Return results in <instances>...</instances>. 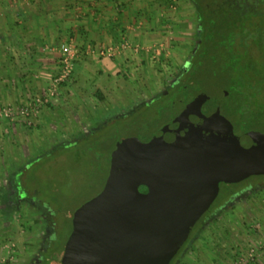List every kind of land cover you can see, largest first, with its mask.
Returning a JSON list of instances; mask_svg holds the SVG:
<instances>
[{
	"label": "rangeland",
	"instance_id": "374dc122",
	"mask_svg": "<svg viewBox=\"0 0 264 264\" xmlns=\"http://www.w3.org/2000/svg\"><path fill=\"white\" fill-rule=\"evenodd\" d=\"M137 2L142 19L151 15L152 21L158 20V25L144 26L146 31L154 28V37L144 46L132 47L126 40L124 47H129L134 57L124 60L127 68L120 71L121 75L113 74L105 80L104 84L111 85L100 93L101 99L94 84L86 81V95L81 97L91 113L75 122L69 116H57L44 131L34 134L41 125L37 120L42 110L56 97L61 98L59 88L69 84L79 71L72 43L68 44L75 50L70 76L53 95L47 97L55 76L46 92L38 96L47 101L29 117L2 113L0 123L15 124L27 134H12L9 149L5 147L0 155V264H38L42 251L40 264H60L58 258L72 219L79 207L103 188L109 151L122 138L144 136L181 110L180 106L170 110L171 97L153 98L163 94L186 68L197 43L195 10L189 0H125L122 7L132 8ZM198 89L197 94L189 96L192 112L208 106L210 99L220 103L222 93L228 91L213 77ZM33 99L14 106L0 105V110L27 108ZM135 106L134 111L123 115ZM5 135L1 134L2 139ZM17 174L23 180L22 189L14 179ZM257 178L234 184L235 195L216 211L222 195L213 202L207 218L202 217L193 228L189 243L177 253L173 264H264V183H257ZM223 191L221 187V194Z\"/></svg>",
	"mask_w": 264,
	"mask_h": 264
},
{
	"label": "water",
	"instance_id": "95a60500",
	"mask_svg": "<svg viewBox=\"0 0 264 264\" xmlns=\"http://www.w3.org/2000/svg\"><path fill=\"white\" fill-rule=\"evenodd\" d=\"M252 176H264L263 133L236 135L221 115L201 108L193 122L184 110L148 142L116 144L102 190L71 221L60 263L170 264L219 184Z\"/></svg>",
	"mask_w": 264,
	"mask_h": 264
},
{
	"label": "crops",
	"instance_id": "0c3cea01",
	"mask_svg": "<svg viewBox=\"0 0 264 264\" xmlns=\"http://www.w3.org/2000/svg\"><path fill=\"white\" fill-rule=\"evenodd\" d=\"M123 3L125 0H0V105L25 103L46 92L59 73L63 50L72 43L79 71L69 84L59 88L61 98L56 97L42 110L37 120L41 125L34 134L44 131L57 116H69L75 122L91 113L81 97L86 95V81L94 84L101 99L111 85L104 84L105 80L125 70L124 60L133 56L130 48L124 47L126 40L132 47L144 46L155 32L145 27L158 25L151 15L142 19L138 2L129 10L122 7ZM133 27L135 31L129 30ZM1 134L7 135L2 139ZM12 134L27 132L1 122L0 155L5 147L9 149ZM3 164L10 168V164Z\"/></svg>",
	"mask_w": 264,
	"mask_h": 264
},
{
	"label": "trees",
	"instance_id": "16d2710c",
	"mask_svg": "<svg viewBox=\"0 0 264 264\" xmlns=\"http://www.w3.org/2000/svg\"><path fill=\"white\" fill-rule=\"evenodd\" d=\"M189 2L198 22L197 43L189 56L187 68L159 98L171 97L170 110L175 106H180L181 110L190 109L193 103L188 105L190 93L197 94L198 86L207 78H217L228 91L226 95L222 93L220 103L210 99L209 105L204 106L205 111L226 118L235 133L255 130L264 134V0ZM199 112L200 108L193 112L196 118ZM113 148L107 154L108 161ZM256 180L263 183L264 176H258ZM22 183L19 176L16 183L19 189H22ZM220 186L224 187L221 198L225 202L234 194V184L221 183ZM142 189L145 187H140ZM187 243L179 249L180 253ZM50 244L51 239L45 251ZM42 253L38 264L42 263L45 252Z\"/></svg>",
	"mask_w": 264,
	"mask_h": 264
},
{
	"label": "built area",
	"instance_id": "2783aa9c",
	"mask_svg": "<svg viewBox=\"0 0 264 264\" xmlns=\"http://www.w3.org/2000/svg\"><path fill=\"white\" fill-rule=\"evenodd\" d=\"M74 56H75L74 46L72 44L68 45L63 50V58L61 61V67L59 69V73L53 79L51 86L47 92V97L52 96L57 86L70 76L71 61L73 60ZM32 101H33L32 104H30L27 108L17 109L16 111L15 110H9V111L0 110V117L2 113L4 116L14 114V115L22 116L24 118L29 117L30 114H32V110L36 111L42 104H44V102L47 101V99L45 98L42 100V98L38 97V98L33 99Z\"/></svg>",
	"mask_w": 264,
	"mask_h": 264
},
{
	"label": "flooded vegetation",
	"instance_id": "af4514ba",
	"mask_svg": "<svg viewBox=\"0 0 264 264\" xmlns=\"http://www.w3.org/2000/svg\"><path fill=\"white\" fill-rule=\"evenodd\" d=\"M187 65H188V62H187V64H186V68H187ZM185 70V69H184ZM176 81H177V79H176ZM175 81V82H176ZM174 83V82H173ZM163 94H166L165 92L163 93ZM162 95V94H161ZM161 95H159L158 97H156V98H153V100H156V99H158ZM153 100H151V101H153ZM151 101L150 102H147L146 104H144L145 106H148L150 103H151ZM140 106V105H139ZM137 106H135L134 108H132L131 110H129L128 112H124V114L123 115H128L129 113H131L132 111H134L135 110V108H136ZM184 110H187L188 111V113L190 114V120L191 121H197L198 120V118H196L195 117V115L193 114V112L190 110V109H188V108H185V109H182L180 112H178L177 114H174L171 118H169L168 120H166L164 123H162V124H159L158 126H157V128H155V129H153V130H151L150 132H148L147 134H145L144 136H143V134H142V132H138V134H142V135H138V137H136V139L133 137V136H130V137H127V138H122L118 143H120L121 141H124V140H126L127 142H128V144L129 145H137V144H140V143H145V142H148L151 138H152V136L160 129V128H162L164 125H166V124H168V123H170L176 116H178L182 111H184ZM204 111H205V109H204ZM206 112V111H205ZM206 114L207 115H209V116H216V115H219V114H216V113H207L206 112ZM198 117H199V114H198ZM234 134H236V135H240V134H243V133H235V132H233ZM245 133V132H244ZM115 147H116V144L114 145V148H113V150H112V152L114 151V149H115ZM110 165V164H109ZM110 167V166H109ZM256 182L257 183H260V181H257L256 180ZM264 183V182H263ZM221 184V183H220ZM220 184H219V191H218V195H217V197H216V199L215 200H217V198L221 195V192H220V190H221V186H220ZM246 188H244V189H242V190H245ZM242 190H240V191H242ZM139 191L140 192H146V189H142V190H140V188H139ZM235 193V192H234ZM233 195H235V194H233ZM232 195V196H233ZM232 196H229L228 197V199L226 200V201H228ZM215 200L213 201V202H215ZM225 201V202H226ZM224 202V198H221V201L219 202V204L217 205V207L214 209V211H216V210H218V208H219V206H221L222 204H224L225 203ZM213 204V203H212ZM211 204V205H212ZM210 205V206H211ZM210 208V207H209ZM209 212V209L199 218V220L202 218V217H204L205 216V219L207 218V213ZM205 219L204 220H202L201 221V223H203L204 221H205ZM199 220L195 223V225L193 226V228H195V226L197 225V223H199ZM200 223V224H201ZM199 224V225H200ZM198 225V226H199ZM197 226V227H198ZM193 228H192V230H193ZM192 230H191V232H192ZM191 232H190V234H191ZM190 234H189V236H188V238H187V240L185 241V242H187L188 241V243H189V241H190ZM187 243V244H188ZM185 244V243H184ZM183 246V245H182ZM177 255V254H176ZM175 255V256H176ZM175 256L173 257V259L175 258ZM173 259L171 260V262L173 261ZM175 261V260H174ZM173 261V262H174ZM170 262V264H173V263H171Z\"/></svg>",
	"mask_w": 264,
	"mask_h": 264
}]
</instances>
